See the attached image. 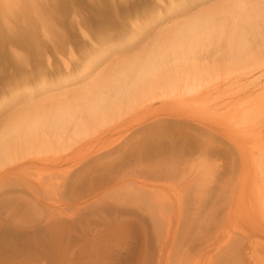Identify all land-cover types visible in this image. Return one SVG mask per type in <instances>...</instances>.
I'll use <instances>...</instances> for the list:
<instances>
[{
    "label": "bare ground",
    "instance_id": "bare-ground-1",
    "mask_svg": "<svg viewBox=\"0 0 264 264\" xmlns=\"http://www.w3.org/2000/svg\"><path fill=\"white\" fill-rule=\"evenodd\" d=\"M89 1V6L84 4L88 8L85 15L80 10L84 7L75 0H0V81L15 82L12 89L0 86V110L5 109L0 117V182L25 189L31 200L51 210L69 173L61 171V187L56 188L55 171L69 167L73 155L79 154V160L85 163L81 152L104 134L101 128L121 122L125 113L135 110L145 114L143 122L151 115L161 117L156 125H163L150 133L158 135L166 127V113L185 121L197 120L203 133L189 154L198 153L199 148L200 155L210 152L215 156V173L226 172L222 179L226 200L245 199L256 210L255 217L264 218V145L259 146L255 156L241 145L244 138L264 136V0H227L195 11L190 4L195 2L176 4L172 9L179 11V19L172 25L155 30L156 23L137 24L135 35L114 43L111 42L116 36H106L123 26V19L119 21L117 16L118 4L114 7L115 0ZM133 1L136 0L123 4L134 5ZM91 10L98 18H116L113 27L99 22L95 27L104 29L88 31L85 26L94 17L90 18ZM153 20L157 22L158 17L150 19ZM65 27L71 30L68 34L64 33ZM75 29L94 45L93 58L83 64L82 75L69 70L74 57L73 39L78 37ZM100 41L101 47L96 48ZM111 44L115 45L114 52L121 53L114 60L109 59ZM44 66L49 74L60 72L58 77L42 76ZM234 67L252 77L244 85L230 89L233 75L229 71ZM37 80V86H29V82ZM169 103L172 105L166 107ZM125 121L121 122L123 127L107 128L104 132L127 131L131 125L125 126L127 118ZM143 129L140 131L144 134L150 131ZM173 133L177 138L189 139L198 135L187 128L175 129ZM145 140L140 147L146 144ZM214 141H223L224 151L206 148ZM112 144L97 151L110 150ZM223 154L234 157L220 163ZM147 164L148 169L142 170L145 164L139 170L142 174L136 173L133 178L142 191L151 192L148 181L143 184L147 175L167 180L185 160L150 162L154 168ZM105 168L114 171L115 162L100 170ZM41 170L48 171L46 178ZM89 172L94 171H83L80 178ZM250 173L253 179L247 178ZM245 183L257 186L259 194L246 195L241 190ZM151 199L155 201L153 194ZM220 229L228 231L229 226ZM259 230L264 234V227Z\"/></svg>",
    "mask_w": 264,
    "mask_h": 264
},
{
    "label": "rangeland",
    "instance_id": "rangeland-1",
    "mask_svg": "<svg viewBox=\"0 0 264 264\" xmlns=\"http://www.w3.org/2000/svg\"><path fill=\"white\" fill-rule=\"evenodd\" d=\"M119 1L115 0L113 5L116 7L118 4L117 16L119 21L123 19V26L106 36L117 37L111 43L131 38L135 35L137 24L156 23L158 27L155 30L172 25L179 19L176 17L179 11L172 9L176 4L195 2L190 3L195 11L227 0H144V3L136 0L134 5L123 4L128 0ZM89 2L75 0L77 5L84 7L80 10L85 15L88 14L86 6L89 5L86 4ZM94 11L89 13L90 18L94 16L92 23L85 26L88 31L95 33L104 29L95 27L99 22H105L102 26L113 27L116 18L107 15L98 18ZM155 17H158L157 22L150 21ZM65 29V34L71 31L69 27ZM75 33L78 37L73 39L74 57L69 70L75 75H82L83 64L93 58L94 45L90 39L82 37L78 29ZM249 41H252L251 37ZM96 43V48H100L102 42ZM111 46L109 59L114 60L121 53L114 52L115 45ZM40 64L42 67V62ZM237 68L229 71L233 75L230 77V89L244 85L247 78L252 77ZM43 70L41 75L46 79L56 78L60 73L49 74L45 66ZM238 75L241 76L237 78ZM38 83V80L29 82V86L35 87ZM13 85L15 82L12 79L0 81L1 88L8 86L12 89ZM172 106L178 107L175 103ZM4 111L0 110V117ZM134 111L125 113L119 119L126 122L127 118L125 126L131 125L127 131L104 132L107 128L123 127L120 121L101 128L104 134L89 142L86 152H81L87 160L85 163L79 160V154L73 155L69 167L55 171L53 182L56 188L61 187V171L65 169L69 173L66 184L60 190L62 193L53 201L51 210L31 200L25 189L0 182V264H264V234L259 232V228L264 227V218L255 217L256 210L253 211L245 199L235 202L226 200L222 187L226 172L215 173L218 168L215 156L210 152L200 155L199 148L198 153L189 154L193 153L188 151L190 147L200 141L203 127L196 119L185 121L165 113L164 131L152 136L150 133L156 130L154 127L163 125H156L161 117L151 115L143 122L145 114ZM188 113L194 115L190 110ZM139 121L141 124H138ZM145 125L147 131L150 130L147 134L140 131ZM179 128H187L198 135L192 136L193 139L177 138L173 130ZM144 140L146 144L140 147ZM183 141L185 146L181 151ZM110 142H114L110 150L97 151ZM241 145L255 156L259 146L264 145V136L244 138ZM224 146L223 141H214L206 148L217 147L221 151ZM229 157L221 155L220 163L225 164ZM170 159H184L185 164L176 166L167 180L147 175L143 184L148 181L152 191H142L133 178L136 173L142 174L139 170L145 164L142 170L146 171L147 163L149 168H154L150 162H167ZM112 162H115L114 171L107 168L100 170ZM138 162H141L140 165H137ZM41 171L46 178L48 171ZM83 171L94 172L87 173L82 179ZM157 173L164 176L161 172ZM251 176L250 173L247 178ZM201 190L204 193L200 195ZM241 190L249 197L259 194L257 186L249 183H245ZM152 194L155 201L151 199ZM223 225L229 226L228 231L220 229Z\"/></svg>",
    "mask_w": 264,
    "mask_h": 264
}]
</instances>
